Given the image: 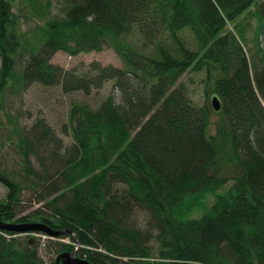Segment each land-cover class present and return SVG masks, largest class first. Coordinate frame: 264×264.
<instances>
[{
	"label": "trees",
	"instance_id": "16d2710c",
	"mask_svg": "<svg viewBox=\"0 0 264 264\" xmlns=\"http://www.w3.org/2000/svg\"><path fill=\"white\" fill-rule=\"evenodd\" d=\"M13 1L42 22L31 30L36 46L18 29ZM63 2L64 17L52 19L51 0H0V106L20 51L19 87L89 96L113 81L118 100L112 91L96 109L72 103L63 157L42 122L22 136L21 175L0 167V221L72 231L56 240L76 238L91 264H264V0ZM106 48L122 68L50 63L57 52ZM188 73L204 74L203 104L190 98ZM26 187L42 205L20 217ZM197 207L202 214L189 217ZM17 236L0 230V264H45L38 244ZM51 241L55 259L75 248Z\"/></svg>",
	"mask_w": 264,
	"mask_h": 264
},
{
	"label": "rangeland",
	"instance_id": "374dc122",
	"mask_svg": "<svg viewBox=\"0 0 264 264\" xmlns=\"http://www.w3.org/2000/svg\"><path fill=\"white\" fill-rule=\"evenodd\" d=\"M51 3L50 18H63V0H51ZM11 11L17 18L18 29L21 33H24V38L33 46L39 44V33L37 34L35 31L31 30L36 27L37 23L42 24V22L38 19H28V10H18L17 1L12 2ZM27 58L28 53L22 51H20L16 57L13 81L8 79V82L12 85L4 89L0 106V167L8 174L11 173L15 176L21 175L22 173L20 140L22 136L33 138L34 134H32V129L36 123L42 122V124L48 127L54 133L55 137L60 140L61 148L58 149V154L60 157H63L65 149L72 144L68 128V114L72 103H84L92 109H96L103 99L110 95L112 91L115 99L118 100V93L113 90V81L106 83L98 92L92 91L89 96H85L78 92L64 94L59 86L45 87L40 84H32L28 87L21 88L18 84V77ZM92 62H98L102 66L123 67L120 57L111 48H106L101 52L81 53L77 56H70L63 52H57L50 60L51 64L58 65L65 70L83 68ZM203 79V73H188L185 76V83L189 89L190 98L197 104L206 102ZM211 99L212 98L207 99L209 104L211 103ZM51 146L54 147L52 144ZM41 153L47 154L44 151H41ZM30 161L31 166L35 170H38L39 164L36 157L31 156ZM51 172L55 173V171ZM17 179H19V177ZM24 181L25 182L21 181L20 184L27 186V180ZM7 194V189L0 183V201H5ZM20 200L17 208V210L20 211L18 215L20 217L37 210L42 205L41 203H37L35 193L28 187L21 192ZM205 200L206 204L210 205L213 198L209 196ZM202 211L200 207L194 208L190 211L189 217H199ZM134 219L137 225L143 227V223L145 224L147 217L145 214L139 213ZM17 237L26 242L31 237L34 238V242L38 244L37 250L39 256L45 264H50V260L55 259L56 245H51L52 247L48 249L46 247V245H48L46 244L48 240H52L51 242L53 243L76 246V244L71 241V238L66 237L65 239L56 240L57 237H49L41 232L34 234H19ZM36 243H34V245H36ZM80 250L81 245L78 251Z\"/></svg>",
	"mask_w": 264,
	"mask_h": 264
},
{
	"label": "water",
	"instance_id": "95a60500",
	"mask_svg": "<svg viewBox=\"0 0 264 264\" xmlns=\"http://www.w3.org/2000/svg\"><path fill=\"white\" fill-rule=\"evenodd\" d=\"M211 106L214 111H219L220 103L216 97L211 99ZM0 230L1 231H11L16 234H34V233H43L49 237H58L62 233H70L73 235L72 231H59L54 232L50 230L46 225L41 223H26V224H17V223H6L0 221ZM29 242H34V238H30ZM76 246L72 252H64L59 254L55 261L57 264H91L86 259L80 258L78 255V249L80 247V243L77 239H75Z\"/></svg>",
	"mask_w": 264,
	"mask_h": 264
},
{
	"label": "bare ground",
	"instance_id": "6f19581e",
	"mask_svg": "<svg viewBox=\"0 0 264 264\" xmlns=\"http://www.w3.org/2000/svg\"><path fill=\"white\" fill-rule=\"evenodd\" d=\"M75 238V237H74ZM76 239V238H75ZM34 243H36V242H34ZM34 243H33V245H34ZM39 253V252H38Z\"/></svg>",
	"mask_w": 264,
	"mask_h": 264
}]
</instances>
